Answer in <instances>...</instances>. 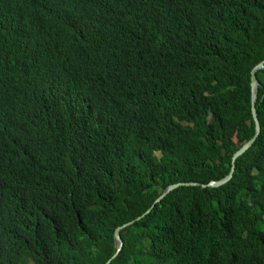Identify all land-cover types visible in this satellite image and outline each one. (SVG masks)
<instances>
[{
  "label": "trees",
  "instance_id": "trees-1",
  "mask_svg": "<svg viewBox=\"0 0 264 264\" xmlns=\"http://www.w3.org/2000/svg\"><path fill=\"white\" fill-rule=\"evenodd\" d=\"M99 1L124 11L117 23L136 66L116 81L93 76L87 115L54 134L35 119L0 118V142L19 148L0 149V195L11 200L0 203V264H106L115 229L132 221L109 264H264V70L261 131L233 161L255 136L250 83L264 60V10L239 19L236 0ZM29 2H0V88L18 95L31 91L35 52L48 47L31 20L71 10ZM233 165L228 182L203 186Z\"/></svg>",
  "mask_w": 264,
  "mask_h": 264
},
{
  "label": "clouds",
  "instance_id": "clouds-1",
  "mask_svg": "<svg viewBox=\"0 0 264 264\" xmlns=\"http://www.w3.org/2000/svg\"><path fill=\"white\" fill-rule=\"evenodd\" d=\"M55 1L33 0L29 4L36 10L37 6L50 5ZM64 1L71 7L68 14L56 19L47 14L43 17L44 14L40 13L39 17L31 20L32 32L38 39L40 30L44 28L42 39L48 47L43 55L39 50L35 52L41 56V60L35 63L33 85L28 94H13L0 88V98L13 101L11 105L5 107L6 104L0 99L2 120L35 119L44 130L53 131L52 134H54L66 128L65 125L68 124L66 118L80 121L87 115L93 101L94 87L91 83L93 76L99 75L104 80L116 81L135 68L136 60L132 56L131 43L124 27L117 23L123 15V10L99 0ZM154 3L156 6L160 3L166 5L167 0H154ZM232 8L235 9L239 19L255 12L260 15L264 10V0H236ZM191 11H194L192 14L202 13L205 17V12L201 10ZM223 14H220L224 17L223 19L230 22L229 18ZM25 16L27 15L22 7L19 17L24 19ZM27 20L28 18L25 22ZM55 23L63 25L56 26ZM46 51H49L51 55L48 56ZM260 63L264 65V60ZM260 63L256 64L252 70ZM260 70H264V67L256 71V78ZM257 80L259 83L258 78ZM259 86L260 84H258V94ZM8 143L11 146L7 145ZM1 148L10 155L19 151L17 146L5 141L4 136L0 142ZM6 201L5 194H1L0 203L5 204ZM10 203L11 200L6 202L8 206H11ZM4 249L5 247H0V263Z\"/></svg>",
  "mask_w": 264,
  "mask_h": 264
},
{
  "label": "water",
  "instance_id": "water-1",
  "mask_svg": "<svg viewBox=\"0 0 264 264\" xmlns=\"http://www.w3.org/2000/svg\"><path fill=\"white\" fill-rule=\"evenodd\" d=\"M264 65L263 63H260L259 65H257L251 72V92H252V116L254 119V123H255V136L249 140L247 143H245L234 155L233 157V161L235 160V158H237L239 155H241L242 153H244L252 144L253 142L256 140L258 134L261 131V126H260V122L258 120L257 117V113H256V109H255V104H256V100H257V95H258V80L256 78V71L259 70L260 68H263ZM234 164V163H233ZM234 172V165L231 168V171L229 173V175L227 177H225L224 179H221L219 181H211L209 182L207 185H203V186H211V187H218L221 186L223 184H225L226 182H228ZM197 185L198 183H194V182H190V183H179V184H174L169 186L165 192L155 201V203L160 202L169 192H171L172 190H174L175 188H177L180 185ZM151 208L147 211L150 212ZM140 219V217L138 218ZM134 222H129L128 224H125L123 226H120L118 228H116L115 233H114V240H115V245L117 247V250L115 252V254L113 255V257L106 263L109 264L115 257H117L119 255V253L122 251L123 247H124V240L121 236V231L130 226L131 224H133Z\"/></svg>",
  "mask_w": 264,
  "mask_h": 264
},
{
  "label": "rangeland",
  "instance_id": "rangeland-1",
  "mask_svg": "<svg viewBox=\"0 0 264 264\" xmlns=\"http://www.w3.org/2000/svg\"><path fill=\"white\" fill-rule=\"evenodd\" d=\"M125 239H130L132 235L129 232L124 233Z\"/></svg>",
  "mask_w": 264,
  "mask_h": 264
},
{
  "label": "bare ground",
  "instance_id": "bare-ground-1",
  "mask_svg": "<svg viewBox=\"0 0 264 264\" xmlns=\"http://www.w3.org/2000/svg\"><path fill=\"white\" fill-rule=\"evenodd\" d=\"M204 9H205V8H204ZM252 14H253V13H252ZM221 19H222V18H221ZM243 19H244V18H243ZM249 19H250V18H249ZM249 19H248V20H249ZM167 20H169V19H167ZM166 22H167V21H166ZM156 25H157V24H156ZM160 25H162V24H160ZM165 25H166V24H165ZM144 26H145V25H144ZM146 26H147V25H146ZM148 26H149V25H148ZM148 26H147V27H148ZM156 28H157V27H156ZM151 29H153V28H151ZM134 44H136V43H134ZM134 44H132V45H134ZM134 46H135V45H134ZM136 47H137V46H136Z\"/></svg>",
  "mask_w": 264,
  "mask_h": 264
}]
</instances>
